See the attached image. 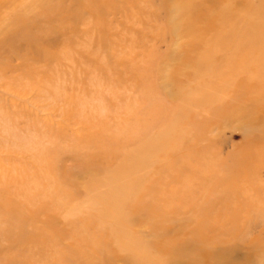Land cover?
<instances>
[{
	"label": "rangeland",
	"instance_id": "374dc122",
	"mask_svg": "<svg viewBox=\"0 0 264 264\" xmlns=\"http://www.w3.org/2000/svg\"><path fill=\"white\" fill-rule=\"evenodd\" d=\"M0 264H264V0H0Z\"/></svg>",
	"mask_w": 264,
	"mask_h": 264
},
{
	"label": "bare ground",
	"instance_id": "6f19581e",
	"mask_svg": "<svg viewBox=\"0 0 264 264\" xmlns=\"http://www.w3.org/2000/svg\"><path fill=\"white\" fill-rule=\"evenodd\" d=\"M12 1V0H11Z\"/></svg>",
	"mask_w": 264,
	"mask_h": 264
}]
</instances>
